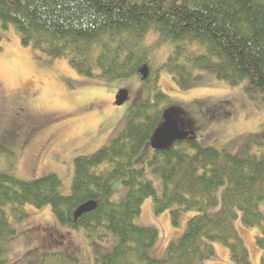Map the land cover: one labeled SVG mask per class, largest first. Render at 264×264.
Here are the masks:
<instances>
[{"label": "trees", "instance_id": "obj_1", "mask_svg": "<svg viewBox=\"0 0 264 264\" xmlns=\"http://www.w3.org/2000/svg\"><path fill=\"white\" fill-rule=\"evenodd\" d=\"M9 25L21 33L23 45L67 60L79 74L108 82L138 77L152 97L135 107L119 135L94 157L75 159L68 196L57 176L25 182L0 171V264H8L6 244L15 236L6 211L20 222L27 205L51 207L59 226L83 231L91 245L112 237L115 244L98 258L101 264H202L215 257L216 242L229 249L231 264H252L235 227L241 217L245 227L259 231L264 264V144L258 152L235 155L186 135L164 149L152 148L151 161L137 165L172 106L151 67L152 53L165 44L175 49L163 68L180 90L201 82L200 71L211 72L232 87L244 85L246 96L264 106V0H0V54ZM145 67L147 79L141 75ZM148 169L160 178L161 194L147 179ZM119 178L126 195L116 203L112 184ZM148 200L156 215L171 212L175 226L182 213H198L164 260L152 257L159 231L136 224ZM91 202L95 208L76 218ZM220 205L221 212L211 215ZM41 264L80 263L53 253Z\"/></svg>", "mask_w": 264, "mask_h": 264}, {"label": "rangeland", "instance_id": "obj_2", "mask_svg": "<svg viewBox=\"0 0 264 264\" xmlns=\"http://www.w3.org/2000/svg\"><path fill=\"white\" fill-rule=\"evenodd\" d=\"M21 36L13 25L1 34L0 171L25 182L46 175L57 176L63 195L68 196L75 178V159L94 157L119 135L130 113L151 98L152 92L138 77L112 82L88 78L67 60L50 59L23 45ZM174 49L173 44H165L151 56L152 73H158L160 90L172 102L166 118H172L189 138L203 145L235 155L258 152L264 144V106L246 96L244 85L232 87L211 72L200 71L201 82L191 90H180L163 68ZM122 91H127L129 97L118 106L117 95ZM22 115L38 126L37 137L28 143L19 121ZM14 131L17 132L14 136L6 133ZM152 157L153 149L147 147L138 157L137 165L148 164ZM147 179L154 182L161 194L162 182L150 169ZM122 182V178L113 180L112 199L116 203L126 195ZM23 210L26 218L20 222L10 210L6 211L5 217L15 230V236L6 244L8 264H41L46 255L53 253L76 258L80 264H101L98 258L109 253L115 244L110 237L103 245H91L83 231L59 226L49 206L27 205ZM220 212L221 205L210 209L213 216ZM197 215L196 211L182 213L175 226L171 212L156 215L153 201L148 200L136 224L159 231L152 257L164 260L169 245L181 239L188 222ZM235 227L248 248L251 263L260 264L262 251L256 242L259 231L245 227L241 217L235 221ZM212 245L215 257L202 264H231L229 249L219 242Z\"/></svg>", "mask_w": 264, "mask_h": 264}, {"label": "water", "instance_id": "obj_3", "mask_svg": "<svg viewBox=\"0 0 264 264\" xmlns=\"http://www.w3.org/2000/svg\"><path fill=\"white\" fill-rule=\"evenodd\" d=\"M141 75L143 79H147L149 76V70L148 68H144L141 71ZM117 105L121 106L123 105L128 97L129 94L127 91L120 92L119 95H117ZM186 137L185 132L182 130L180 124L175 122L172 118H166L165 122L162 126V128L158 131V133L155 136L154 143L152 144L153 149H164L166 146L171 145L175 141L182 140ZM95 203H88L84 206H82L76 213V218H79L85 213L91 212L95 208Z\"/></svg>", "mask_w": 264, "mask_h": 264}, {"label": "flooded vegetation", "instance_id": "obj_4", "mask_svg": "<svg viewBox=\"0 0 264 264\" xmlns=\"http://www.w3.org/2000/svg\"><path fill=\"white\" fill-rule=\"evenodd\" d=\"M19 121L21 122V126H22L23 132L25 134L24 138H25L26 143H28L30 139L37 137L36 133L38 131V126H36V124L32 125L30 121L29 122L27 121V119L24 115L19 117ZM6 133L14 136L17 132L14 131L13 133L12 132H6ZM11 135H9V136L6 135V137L8 139H11V138H13Z\"/></svg>", "mask_w": 264, "mask_h": 264}, {"label": "clouds", "instance_id": "obj_5", "mask_svg": "<svg viewBox=\"0 0 264 264\" xmlns=\"http://www.w3.org/2000/svg\"><path fill=\"white\" fill-rule=\"evenodd\" d=\"M143 44L145 45V47H148L152 44V40L151 39H148V38H145L143 40Z\"/></svg>", "mask_w": 264, "mask_h": 264}, {"label": "bare ground", "instance_id": "obj_6", "mask_svg": "<svg viewBox=\"0 0 264 264\" xmlns=\"http://www.w3.org/2000/svg\"><path fill=\"white\" fill-rule=\"evenodd\" d=\"M147 68V67H146ZM149 70V73H150V69H148Z\"/></svg>", "mask_w": 264, "mask_h": 264}]
</instances>
